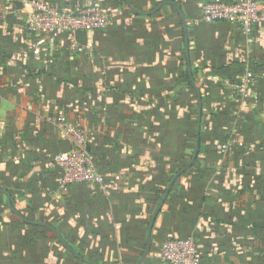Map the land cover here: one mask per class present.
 I'll return each mask as SVG.
<instances>
[{"label": "crops", "instance_id": "1", "mask_svg": "<svg viewBox=\"0 0 264 264\" xmlns=\"http://www.w3.org/2000/svg\"><path fill=\"white\" fill-rule=\"evenodd\" d=\"M44 1L58 9L98 5L110 24L46 44L27 28L29 1L12 0L7 12L0 5V189L19 214L0 193V264H136L158 191L195 148L199 105L188 87L179 14L169 4L138 16L125 0ZM167 1L188 23L202 137L196 165L177 179L155 219L141 264H169L159 257L169 238L193 239L201 264H264V23L247 36L232 23L196 22L210 0H130L142 12ZM72 43L92 52L78 54ZM254 64L253 98L242 100L227 77L239 83ZM250 113L261 123L247 135L237 125ZM56 114L87 132L92 159L116 150L108 159L122 166L104 175L103 189L59 187L51 163L70 143L50 123ZM223 130L241 146L221 151ZM20 217L55 229L80 259Z\"/></svg>", "mask_w": 264, "mask_h": 264}, {"label": "built area", "instance_id": "2", "mask_svg": "<svg viewBox=\"0 0 264 264\" xmlns=\"http://www.w3.org/2000/svg\"><path fill=\"white\" fill-rule=\"evenodd\" d=\"M12 0H0L3 11L7 12ZM31 14L27 21L30 32L38 33L43 42L52 44L62 34L72 37L79 31H102L109 26L104 10L95 4L81 5L58 9L44 0H31ZM196 22L215 23L226 22L238 25L245 35L249 36L258 24L264 23V0H210L200 5V17ZM78 54L92 52L90 45H70ZM253 75L246 72L243 79L234 86L238 98L247 100L253 98L251 80ZM53 122L70 136L71 152L67 155H56L52 164L60 167L63 184L84 183L104 187V176L91 164V159L85 144V133L76 129L62 115ZM241 146L234 137L221 145V151ZM159 257L169 264H201V255L193 239H167L159 249Z\"/></svg>", "mask_w": 264, "mask_h": 264}, {"label": "water", "instance_id": "3", "mask_svg": "<svg viewBox=\"0 0 264 264\" xmlns=\"http://www.w3.org/2000/svg\"><path fill=\"white\" fill-rule=\"evenodd\" d=\"M164 4H169L171 6H173L176 11L179 14L180 17V21H181V25H182V30H183V35H184V41H185V53H186V60H187V72H188V77H189V81L190 84L192 86V88L195 90L196 94H197V98H198V105H199V116H198V124H197V136H196V142H195V148L192 154L191 159L189 160V162L184 165V167H182L181 169H179L174 175L173 177L170 179L168 185L165 188V192L156 208V210L154 211L148 228H147V236H146V245L144 247V250L140 256V258L138 259V261L136 262V264H141L149 255V251L151 248V232H152V228L155 222V219L158 215V213L161 211L163 204L165 202V200L167 199L171 189L173 188L175 182L177 181V179L183 174L185 173L195 162L198 153H199V148H200V142H199V130H200V122H201V96H200V92H199V88L196 86V83L192 77L191 74V67H190V63H189V49H188V35H187V28H188V23L184 17V15L182 14L180 8H178L173 2H163L160 3L155 9H153L150 12H142V11H138L136 9L133 8V6L131 5L130 0H125V6L127 8V10L134 14V15H138V16H149L154 14L156 11H158L162 5ZM0 193L4 194L6 196V205L9 208V210L14 213L15 215L19 216V214L14 210L11 200H10V194L7 191L1 190L0 189ZM22 221L28 223V224H32L35 226H40L43 228L48 229L49 231H51L54 236L59 240V242L68 250L70 251L75 257H77L78 259H80V257L60 238L59 234L57 233V231L55 229H53L52 227L46 225L45 223H37V222H30L25 220L24 218L20 217Z\"/></svg>", "mask_w": 264, "mask_h": 264}, {"label": "trees", "instance_id": "4", "mask_svg": "<svg viewBox=\"0 0 264 264\" xmlns=\"http://www.w3.org/2000/svg\"><path fill=\"white\" fill-rule=\"evenodd\" d=\"M27 1H31V0H27ZM257 70H259V66L254 64L252 66V69H251V71H252L251 74L254 75L257 72ZM185 78L188 80V77L186 76V74H185ZM232 79H233V76H228L227 77V80H229L230 82L235 83V85L238 84V82H236L235 80H232ZM188 87L189 88L191 87L190 83H188ZM261 101L262 102L264 101V97H263V99H261ZM256 102L261 103L259 99ZM260 123H261L260 120L256 119L255 114L254 113H250L247 116H245L242 120H239V123H238L237 127L240 130H242L244 134L249 135V132L250 131L252 132V129L255 130L257 128V125H259ZM192 124L196 125V122L193 121ZM221 133L222 134L217 136V139L220 142V144L226 143L230 138L233 137L230 134V132H227L225 130L221 131ZM201 137H202V133L200 131L199 140H200ZM194 138L196 139V134L195 133H194ZM242 144L245 147V146L249 145V142L247 140H243ZM115 154H116V150H111L110 153L107 154V155H103L102 157L96 158L95 160L92 159L93 163L96 166L97 171L99 173H101L103 176L106 175L109 172H113V171H116V170L120 169V167L122 166V162H117V160H115L114 157H112L113 160L108 159V156L109 157L112 156V155L114 156ZM187 162L188 161H185V160L180 162L178 169H176L175 171H170L168 173V177H167L166 181L164 182L163 187L158 191L159 195L161 196L160 198H162V196H163V194L165 192V188L168 185V183H169L170 179L172 178V176L174 175V173L176 171H178L179 169H181L182 167H184V165H186ZM196 163H197V161H195L194 164L187 171H189L192 167H194L196 165ZM201 171H202V169H201ZM153 183L156 186L158 185V182H157L156 179L153 180ZM186 239H188V238H186ZM166 240H164V241H166ZM181 240H185V239H181ZM208 250H209V252L212 251L211 249H208ZM201 257H202V254H201Z\"/></svg>", "mask_w": 264, "mask_h": 264}, {"label": "rangeland", "instance_id": "5", "mask_svg": "<svg viewBox=\"0 0 264 264\" xmlns=\"http://www.w3.org/2000/svg\"><path fill=\"white\" fill-rule=\"evenodd\" d=\"M31 1H29V3H30ZM105 12V11H104ZM105 14H106V12H105ZM108 18V17H107ZM108 21H109V24H110V19H108ZM59 115H62V116H64L65 117V115H63V114H56L55 116H53L51 119H50V123L52 124V126H53V128L57 131V132H60V133H62L63 134V136H64V138L65 139H67L68 141H69V143H70V148L68 149V150H66L65 152H62V153H59V154H57V155H67L68 153H70L71 152V149H72V144H71V141H70V136L69 135H66L65 133H64V131L63 130H61V129H59L58 127H57V125L53 122V119H55L56 117H58ZM66 118V117H65ZM67 119V118H66ZM73 127H75L76 129H80L79 127H76V126H74L73 124H71ZM80 131L81 132H84L85 134V144H86V146H87V144H88V134H87V132L86 131H84L83 129H80ZM88 151V150H87ZM88 154H89V152H88ZM89 156H90V154H89ZM54 159V158H53ZM90 159H91V164L96 168V166H95V164L93 163V161H92V158H91V156H90ZM51 165L52 166H54V167H56V168H58L59 170H60V167H57V166H55V165H53L52 163H51ZM62 178V177H61ZM60 178V185H59V187L60 188H66L67 186H68V184H63L62 183V179ZM169 239H172V238H169ZM163 243V242H162ZM162 243H161V245H162ZM160 245V246H161ZM197 246V245H196ZM198 247V246H197ZM198 251H199V253H200V255L202 254V250L200 249V247H198ZM162 261V260H161ZM201 262H202V257H201ZM162 263H165L164 261H162Z\"/></svg>", "mask_w": 264, "mask_h": 264}]
</instances>
